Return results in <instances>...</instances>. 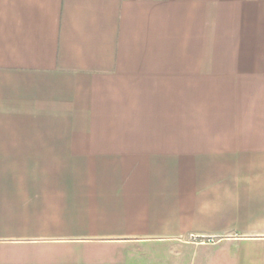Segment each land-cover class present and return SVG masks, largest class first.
<instances>
[{"label":"crops","instance_id":"1","mask_svg":"<svg viewBox=\"0 0 264 264\" xmlns=\"http://www.w3.org/2000/svg\"><path fill=\"white\" fill-rule=\"evenodd\" d=\"M170 241L264 264V0H0V264Z\"/></svg>","mask_w":264,"mask_h":264},{"label":"rangeland","instance_id":"2","mask_svg":"<svg viewBox=\"0 0 264 264\" xmlns=\"http://www.w3.org/2000/svg\"><path fill=\"white\" fill-rule=\"evenodd\" d=\"M217 238L218 236L216 234H205L200 236L199 235L197 236L195 234H190L186 238V240L192 242H201L204 244H212L217 241ZM158 244L160 245L163 244L162 246L163 251L159 252V250H157L156 252H154L152 250H149V251H144L143 254H141V252L138 253L135 250V246L128 247V249L118 246L115 250H112L111 252L108 253L109 256H106L107 254H105L100 258H104L103 260H106V262H109V264L112 263L124 264L126 260H128L129 264H135L137 263V261H140L142 258H144L143 263L148 261L150 262L151 260L157 262L156 264H198L199 256H200V253L198 251H193V250L189 251L188 249L179 250L177 248L179 244L174 243V241L164 242V243L160 242ZM151 245H148L150 247L147 248L153 249L154 247H151ZM174 246L176 249L174 248ZM171 247L175 249V251H169L168 255L165 256L164 249L168 248L170 250L172 249ZM209 252L212 253V251ZM139 258L141 259L139 260ZM149 262L145 264H150Z\"/></svg>","mask_w":264,"mask_h":264}]
</instances>
